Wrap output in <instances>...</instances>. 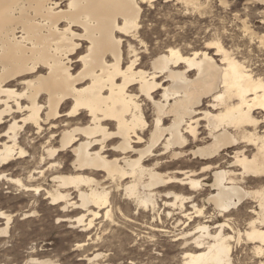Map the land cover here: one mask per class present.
Masks as SVG:
<instances>
[{
    "label": "bare ground",
    "instance_id": "1",
    "mask_svg": "<svg viewBox=\"0 0 264 264\" xmlns=\"http://www.w3.org/2000/svg\"><path fill=\"white\" fill-rule=\"evenodd\" d=\"M64 1L0 0L1 178L81 209L72 220L86 230L117 217L156 221L154 232L179 244L181 264H235L242 241L260 258L264 78L216 38L188 54L170 46L146 69L123 38L141 27L142 4L156 0ZM30 157L28 179L42 183L7 173ZM0 218L8 234L12 216Z\"/></svg>",
    "mask_w": 264,
    "mask_h": 264
},
{
    "label": "rangeland",
    "instance_id": "2",
    "mask_svg": "<svg viewBox=\"0 0 264 264\" xmlns=\"http://www.w3.org/2000/svg\"><path fill=\"white\" fill-rule=\"evenodd\" d=\"M59 1L62 7L66 6V1ZM260 1L196 0L195 4H187L185 0H156L144 3L141 27L130 37L123 38L125 48L128 42L132 43L140 65L150 69L153 59L170 46L188 54L203 49L205 43L216 38L254 75L264 78V2ZM209 52L213 54L215 50ZM127 56L125 51L126 61ZM216 58L221 59L220 56ZM204 102L208 105L212 98L208 97ZM143 105L151 121L152 105H146V102ZM26 142L30 148L31 144ZM39 151L40 148L37 154ZM70 159L63 157V165L68 167ZM30 163L31 157L19 159L7 173L27 184L42 183L40 175L31 181L28 179L26 167ZM210 177L212 183L213 173ZM50 178L46 185L51 183ZM205 188L210 189V185L206 184ZM71 193L72 197L77 196L74 190ZM247 206L238 213L241 229L246 227V220L242 219L249 211ZM60 208L45 199L44 192L38 194L27 190L1 178L0 174V211L12 216L9 233H0V264H92L90 257L95 253H102L95 260L98 264L182 263L179 244L172 241V234H161L152 229L151 224H157L156 221L139 220L141 225L138 226L132 220L117 217L116 220H96L86 230L72 220L81 209H75V206L67 210ZM68 217L72 218L69 220ZM6 222L5 218H0V230L6 227ZM173 222L167 220L165 225L172 227ZM253 247L250 242H235V264L259 263L261 258L255 255Z\"/></svg>",
    "mask_w": 264,
    "mask_h": 264
},
{
    "label": "snow or ice",
    "instance_id": "3",
    "mask_svg": "<svg viewBox=\"0 0 264 264\" xmlns=\"http://www.w3.org/2000/svg\"><path fill=\"white\" fill-rule=\"evenodd\" d=\"M257 255L261 258L262 264H264V250L258 251Z\"/></svg>",
    "mask_w": 264,
    "mask_h": 264
}]
</instances>
